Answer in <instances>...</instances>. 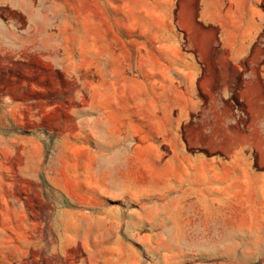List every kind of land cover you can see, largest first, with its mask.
I'll return each mask as SVG.
<instances>
[{"label":"rangeland","instance_id":"1","mask_svg":"<svg viewBox=\"0 0 264 264\" xmlns=\"http://www.w3.org/2000/svg\"><path fill=\"white\" fill-rule=\"evenodd\" d=\"M263 18L264 0H0V264H264L228 245L250 207L217 200L238 197L264 40L241 69L224 27Z\"/></svg>","mask_w":264,"mask_h":264},{"label":"crops","instance_id":"2","mask_svg":"<svg viewBox=\"0 0 264 264\" xmlns=\"http://www.w3.org/2000/svg\"><path fill=\"white\" fill-rule=\"evenodd\" d=\"M263 28L264 18L260 22H248L245 28L239 24L234 28L224 27L223 47L227 51L228 62L236 65L239 63L243 69L242 61L249 56L251 45L259 40L258 34ZM256 47L262 48L263 53L261 61L256 62L253 70L247 73L253 87L246 91L247 95L244 97L245 110L249 112L250 118L245 122L244 140L237 152L240 174L238 197L217 199L218 204L250 207L249 215L242 208L244 213L240 232L232 235L228 243L236 249L242 248L243 252L250 249H253L251 252H264V249H258L264 247V210L261 208L263 213L259 216L253 214V207H264V40L261 41L260 38ZM243 232L251 237L257 235L259 239L244 244L237 240L243 238ZM214 246L218 248L217 244ZM216 248L213 249L217 251Z\"/></svg>","mask_w":264,"mask_h":264},{"label":"bare ground","instance_id":"3","mask_svg":"<svg viewBox=\"0 0 264 264\" xmlns=\"http://www.w3.org/2000/svg\"><path fill=\"white\" fill-rule=\"evenodd\" d=\"M215 251V250H214Z\"/></svg>","mask_w":264,"mask_h":264}]
</instances>
